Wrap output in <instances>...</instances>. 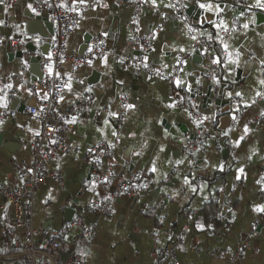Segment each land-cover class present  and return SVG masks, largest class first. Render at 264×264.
Masks as SVG:
<instances>
[{
  "label": "crops",
  "instance_id": "obj_1",
  "mask_svg": "<svg viewBox=\"0 0 264 264\" xmlns=\"http://www.w3.org/2000/svg\"><path fill=\"white\" fill-rule=\"evenodd\" d=\"M36 1L0 2V36L6 39L0 42V185L12 190H20L25 180L12 162H33L31 145L41 129L29 109L48 97L40 81L33 82L28 62L19 58V52L28 60L51 51L50 22L34 15ZM170 1L67 0L65 7L78 14L79 23L67 40L66 54H81L95 38L104 40L106 52L90 65L61 66L65 80L57 110L68 122L76 119L69 122L66 153L45 166L62 184L45 177L35 189L33 228L45 235L62 230L64 211L72 210L71 221L80 219L94 231L79 252L85 264H228L233 253L238 254L235 264H264V99L255 95L264 92L259 83L264 80V18L255 17L264 8L257 0H248L245 9H232L223 0H182L183 16L175 19ZM125 2L138 3V8ZM200 3L213 8L205 11ZM38 17L46 22H35ZM221 21L226 30L215 26ZM147 35L152 37L147 53L130 46ZM197 37L211 42L213 60L222 61L215 76L219 83L204 76L208 62L191 47ZM221 40L237 64L223 62L227 55ZM115 55L142 56L154 72L174 79L149 77L139 67L121 68ZM195 91L200 94L193 98ZM238 91L243 99L233 95L240 103L231 105L228 93ZM207 94L211 105L205 102ZM218 96L229 102L227 114L214 106ZM189 110L202 121L199 126ZM191 142L197 144L194 150L188 147ZM100 143L111 147L104 163L114 158L117 177L145 176L138 198L116 193L115 180L107 192L92 183L86 158ZM93 203L103 204L105 215L89 212ZM212 205L219 213L216 221ZM14 213V206L0 197V264L11 260V235L23 236ZM78 233L67 230L60 240Z\"/></svg>",
  "mask_w": 264,
  "mask_h": 264
},
{
  "label": "built area",
  "instance_id": "obj_2",
  "mask_svg": "<svg viewBox=\"0 0 264 264\" xmlns=\"http://www.w3.org/2000/svg\"><path fill=\"white\" fill-rule=\"evenodd\" d=\"M247 1L223 0L232 9H245ZM2 2L10 4L15 3L16 0H2ZM66 3L67 0H37L34 3V15H43L52 24V47L50 53L40 61L43 78L38 83V86L48 91V97L39 102L36 108L29 109V113L37 116V119L41 122L40 132L31 145L33 162L28 166H21L16 162H12L14 170L25 178L22 188L20 190H12L0 185V197L14 206L15 225L23 232L21 239H18L14 234L11 235L13 240L11 260H4L1 264H85V259L79 252L86 247L88 240L94 234L93 230L85 227L82 220L78 219L67 222L62 230L45 235L41 230L33 228L31 217L34 192L42 180L45 177H49L56 179L59 185L62 184L58 175L54 173L47 174L45 171V166L48 162L57 161L66 153L68 149L66 136L72 129L68 122V116L57 110V103L62 96L65 80L61 66L66 62H70L74 67L90 65L106 52L104 40L95 38L89 42L87 48L81 54L71 56L66 54L67 40L79 23L78 14L67 9L65 7ZM182 3V0L170 1L173 18L179 19L183 16ZM124 5L134 9L138 8V3L125 2ZM184 24L189 30H194V26L189 20H185ZM5 40L4 37L0 36V42ZM130 46L140 50L142 53H147L152 48V37L147 35L140 39H134L130 42ZM191 47L193 50H200L201 58L208 62V69L204 76L209 78L216 76L219 67L217 64L212 63V43L202 37H197ZM90 48L92 51H89ZM121 60H123V63H121ZM114 62L121 68L139 67L145 75L152 78H159L168 82L174 79L172 75L154 72L142 56L133 58L115 55ZM145 64L148 67H144ZM49 68H51V72ZM199 94L200 91H195L192 96L194 98L199 96ZM229 102L231 105L240 103L237 98H231ZM121 107L124 108L125 104H122ZM10 114H13V112H10ZM188 116L192 120L199 119L192 110H189ZM188 147L194 150L197 144L196 142H191ZM110 150V146L100 143L93 152L88 154L86 159L90 163V179L92 183L99 190L107 192L110 188V181L115 180L117 182L116 193L134 199L138 198L141 194L140 184L142 179H145V176L136 174L127 178L117 177L113 170L114 158H108L109 164L105 165L104 163ZM88 211L100 216L105 215L107 212L103 204L96 205L95 203L88 207ZM73 228L79 231L77 236L66 242L60 240L64 232ZM36 236L40 238L39 242L35 241ZM153 256L158 258L159 251L155 250ZM237 259V253L230 254L228 264H235Z\"/></svg>",
  "mask_w": 264,
  "mask_h": 264
},
{
  "label": "snow or ice",
  "instance_id": "obj_3",
  "mask_svg": "<svg viewBox=\"0 0 264 264\" xmlns=\"http://www.w3.org/2000/svg\"><path fill=\"white\" fill-rule=\"evenodd\" d=\"M0 2H2V0H0ZM153 2H154V0H153ZM257 4H258L259 7L264 8V3H261V0H257ZM169 7H172V5H169ZM199 7H200L201 9H204L205 11H211L212 8H213V6H212L210 3H200V4H199ZM216 7H217V11H220L219 6H216ZM215 26L225 28V30H226V27H225L223 21H221L219 25H215ZM243 27H244V28H247L248 25H247V24H244ZM190 30H191V29H190ZM233 31H235V29H233ZM153 38H155V37H153ZM212 38H213V37L210 35V36H209V39H212ZM216 38H219V37L217 36ZM221 43L223 44V47H224V49H225V51H226V55H227V59H226L225 61H223V62H224V63H227V64H230V65H231V64H237L238 61H237L236 59H233V58H232V53H231L230 51H228V49H229V45H228L227 43H224L223 40H221ZM89 51H92V49L90 48ZM180 51H184V49H180ZM236 56L239 57V52L236 53ZM221 62H222V61H221L219 58L214 59V60L212 61L213 64H220ZM89 63H91V61H89ZM121 63H123V60H121ZM144 67H148V65L145 64ZM49 71L51 72V68H49ZM57 75H59V74H57ZM213 82H214V83H219V81L216 79L215 76H213ZM176 83H177V86L179 87V86L181 85L182 82L179 81V80H177ZM259 83H260L261 85H264V80H261ZM66 86H67L69 89H71V84H70V83H68ZM6 87L11 88L12 85L9 84V85H7ZM89 91H91V89H89ZM228 95H229L230 98L234 95L235 97H239V98L243 99V93H242V92H239V91H238V92H235L234 94L231 93V92H229ZM255 95H256L257 97H260L261 99H264V92H256ZM61 99H63V97H61ZM252 102L255 103V100H253ZM5 106H6V104H5ZM174 106H175V105H173V104H169V105H167V107H174ZM245 106L247 107V106H250V105L245 104ZM126 107H128V108H132L133 105L129 104V105H127ZM110 115H115V114H114V113H110ZM262 115H264V113H262ZM75 119H76V118L73 117L72 121H69V122H75ZM204 119H207V117H204ZM233 119H235V116H233ZM107 123H108V121H105V124H107ZM193 123H195L197 126H199V125L202 123V121L199 120V119H197V120H194ZM244 131H245V133H247V131H248L247 127H245ZM113 135H115V132H113ZM240 139L242 140L243 137H241ZM237 144H239V141H237ZM161 150H163V149H161ZM180 162H181V161H177V163H180ZM152 171H155V168H153ZM239 171L242 172L243 169H240ZM237 178L239 179L240 177L238 176ZM184 182H185V184H188V180H187V179H185ZM193 191H195V189H193ZM258 210H259V209H258ZM201 227H202V226H201Z\"/></svg>",
  "mask_w": 264,
  "mask_h": 264
},
{
  "label": "water",
  "instance_id": "obj_4",
  "mask_svg": "<svg viewBox=\"0 0 264 264\" xmlns=\"http://www.w3.org/2000/svg\"><path fill=\"white\" fill-rule=\"evenodd\" d=\"M256 18H264V12L261 10H257V14L255 15ZM198 20V18H197ZM35 22H46L43 19H41L40 17L35 19ZM33 22V23H35ZM196 23V22H195ZM50 26V36L49 38L52 36V24L49 23ZM40 36V35H39ZM42 37V36H41ZM44 38V37H43ZM48 39V36L45 37ZM29 52L34 53V50H30L27 49ZM42 56H46V54L42 53L40 56H34L31 57L27 60V58H24L25 56L22 54V52H19V58H21V60H26V62H28L30 69H33L32 75H33V82H37L40 81L43 77V72L41 71V66H40V60ZM206 99L205 102H207V104L211 105V99L208 100L209 94L206 95ZM220 99V100H219ZM214 106L217 107H222L221 108V114H227L229 112V102H222L221 101V96H218V99L214 101ZM36 104L34 103L33 106H31V108H36ZM224 153H226V151H224ZM221 203V202H220ZM222 208V206H221ZM64 216L66 217V221L69 222L71 221V218L73 216V211L70 209H65L64 211Z\"/></svg>",
  "mask_w": 264,
  "mask_h": 264
},
{
  "label": "trees",
  "instance_id": "obj_5",
  "mask_svg": "<svg viewBox=\"0 0 264 264\" xmlns=\"http://www.w3.org/2000/svg\"><path fill=\"white\" fill-rule=\"evenodd\" d=\"M212 209L214 210V212H215V214H216L215 216H213V218H214L213 220L216 221V220H215L216 217L219 218V217H218L219 213H218V210H216V207H215L214 205H212ZM206 212H207V211H206ZM211 216H212V212H210L209 214L206 213V214H205V220H206L207 218H208V219L211 218ZM214 227H215V229H218V228L220 227V223L218 222V223L216 224V226H214Z\"/></svg>",
  "mask_w": 264,
  "mask_h": 264
}]
</instances>
